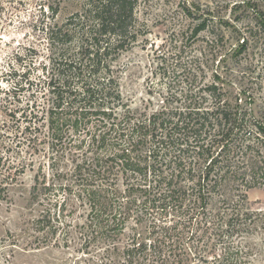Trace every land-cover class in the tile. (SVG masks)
<instances>
[{
	"label": "trees",
	"instance_id": "obj_1",
	"mask_svg": "<svg viewBox=\"0 0 264 264\" xmlns=\"http://www.w3.org/2000/svg\"><path fill=\"white\" fill-rule=\"evenodd\" d=\"M78 1L81 11L46 28L49 60L37 77L44 102L9 115L4 134L17 143V162L0 179V202L7 203L9 188L38 158L31 188V199L43 208L37 232L54 233L65 212L81 211L85 243L108 242L126 231L132 217H150L159 237L150 245L139 234L129 237L124 256L130 264H186L200 251L207 254L203 264H249L241 260L250 247L230 242L257 222L248 192L264 190V119L248 107L249 91L225 99L231 95L222 85L198 88L188 71L182 107H169L166 99L151 114L131 110L113 64L137 41L139 0ZM250 8L253 24L234 28L231 57L257 48L264 68V9ZM207 24L202 19L193 36ZM214 78L222 82L218 73ZM52 208L59 210L52 215Z\"/></svg>",
	"mask_w": 264,
	"mask_h": 264
},
{
	"label": "rangeland",
	"instance_id": "obj_2",
	"mask_svg": "<svg viewBox=\"0 0 264 264\" xmlns=\"http://www.w3.org/2000/svg\"><path fill=\"white\" fill-rule=\"evenodd\" d=\"M80 3L0 0V156L5 147L9 148L4 155L8 162L3 161L0 166V179L13 171L12 162H17L12 151L17 143L4 134L11 125L10 113L21 111L28 103L44 102L39 98L37 77L44 75L42 66L49 60L46 28L53 24L62 26L81 11ZM254 4L264 9V0H139L135 13L140 31L137 41L113 64L123 103L146 114L159 111L166 99L169 107L180 108L189 82L187 72L191 71L198 88L211 83L222 85L231 95L225 99H234L239 90L246 89L247 97L252 99L247 102L248 107L257 118L264 119V68L258 62L257 48L238 58L231 57L234 28L245 29L253 24L250 7ZM204 18L208 19L206 29L193 36ZM214 73L221 76L222 82L215 80ZM26 158L30 159L29 155ZM39 163L40 159L35 158L34 167L25 169L17 184L9 188L7 203L0 202V264H130L124 256L129 237L139 234L148 245L159 237L153 234L150 217L142 222L132 217L126 231L114 240L86 244L80 228L81 211L65 212L59 220L63 227L54 233L37 232L34 223L43 208L31 199V188ZM48 182L52 183L51 179ZM247 199L257 222L250 231L234 235L230 242L245 249L250 247V255L241 262L264 264V228L259 227V221H264V190L248 192ZM58 210L52 208L51 214ZM206 256L200 251L199 258L186 264H203ZM209 261L206 264H217ZM132 264L158 263L140 259Z\"/></svg>",
	"mask_w": 264,
	"mask_h": 264
}]
</instances>
